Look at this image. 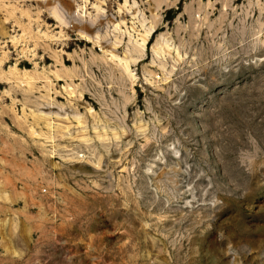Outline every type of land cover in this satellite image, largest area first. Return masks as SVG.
<instances>
[{
	"label": "rangeland",
	"instance_id": "obj_1",
	"mask_svg": "<svg viewBox=\"0 0 264 264\" xmlns=\"http://www.w3.org/2000/svg\"><path fill=\"white\" fill-rule=\"evenodd\" d=\"M0 82V264H264V0H0Z\"/></svg>",
	"mask_w": 264,
	"mask_h": 264
},
{
	"label": "bare ground",
	"instance_id": "obj_2",
	"mask_svg": "<svg viewBox=\"0 0 264 264\" xmlns=\"http://www.w3.org/2000/svg\"><path fill=\"white\" fill-rule=\"evenodd\" d=\"M153 31H154V30H152V28H149V29H146V30H145V34H144V36H143L142 39H141V40H142V41H141L142 46L145 44L146 37L148 38V37H150V36L153 35V33H152ZM83 38H84L85 40H87V42H89V38L91 39L92 36L89 37L88 35H84ZM129 41H130V39H129ZM164 52H165V51H164ZM162 53H163V52H162ZM165 54H166V52H165ZM115 56H116V55H114L113 52H112V53L110 52V58H116ZM139 56H141V55H139ZM139 56H138V57H139ZM142 56H143V55H142ZM125 59H126V58H125ZM125 59H124V60H125ZM128 60H129V59H128ZM128 60H127V61H124L125 64L128 63ZM130 60H131V59H130ZM131 61H132V60H131ZM133 61H134V59H133ZM133 61H132V62H133ZM135 62H137V61H135ZM133 63H134V62H133ZM22 64H24V63L22 62ZM2 84H3V83L0 82V85H2Z\"/></svg>",
	"mask_w": 264,
	"mask_h": 264
}]
</instances>
